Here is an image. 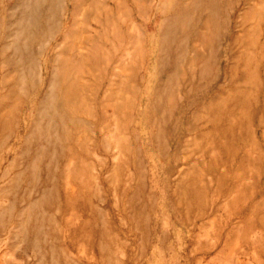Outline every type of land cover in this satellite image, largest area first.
<instances>
[{
    "label": "rangeland",
    "instance_id": "374dc122",
    "mask_svg": "<svg viewBox=\"0 0 264 264\" xmlns=\"http://www.w3.org/2000/svg\"><path fill=\"white\" fill-rule=\"evenodd\" d=\"M0 264H264V0H0Z\"/></svg>",
    "mask_w": 264,
    "mask_h": 264
}]
</instances>
